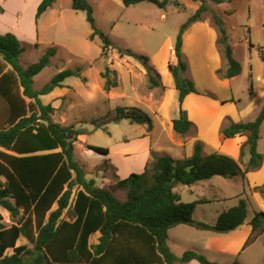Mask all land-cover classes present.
Wrapping results in <instances>:
<instances>
[{
    "label": "trees",
    "instance_id": "1",
    "mask_svg": "<svg viewBox=\"0 0 264 264\" xmlns=\"http://www.w3.org/2000/svg\"><path fill=\"white\" fill-rule=\"evenodd\" d=\"M55 1L41 0L35 19ZM70 1L73 10L85 12L91 27L89 40L99 38L101 55L115 49L119 57L140 60L149 86L162 85L160 74L148 64V56L115 46L97 26L88 0ZM141 1L162 9L171 2L177 3L176 0H121L125 6ZM195 1L199 5L180 25L173 44L174 59L168 64L178 103V115L172 120V128L179 135L187 134L193 125L182 107L184 97L197 92L194 81L187 75V62L182 53L184 32L193 22L201 20L208 10V1L222 3L225 0ZM213 20L219 29L216 42L225 59V67L218 71L227 78L236 76L241 72V63L233 55L222 18L214 13ZM28 46L13 33L0 34V97L7 106L6 123L0 127V207L9 212L12 220L10 226H5L0 212V264H174L193 259L200 264H221L191 249L177 256L168 244V230L187 224L215 233L232 231L245 221L246 199L240 198L236 205L223 210L214 224H207L194 220L192 215L199 203L208 201H184L175 188L178 184L190 185L216 175L244 177L246 172L259 168L263 155L257 151V143L264 121V103L254 119L230 121L221 129L224 138L246 135L241 147V156L248 154L244 168L227 154L217 151L203 154L199 141L188 157L172 158L151 151V160L142 172L130 173L116 181L115 188L126 193V198L120 200L111 190L87 178L77 161L74 149L81 129L53 121L54 105L43 104L39 99V95L61 87L68 76H80V68L63 69L36 90L33 77L50 63L56 47H47L38 60L25 67L20 56ZM260 55L264 61L262 48ZM7 65L10 69L6 70ZM110 72L114 73L106 66L100 73L105 80V90L118 84L115 77L111 79ZM25 98L31 100L27 102ZM107 118L92 123L100 127L127 119L130 123L145 124L148 130L152 128V118L137 106H117L114 117ZM88 148L100 155L109 153V148L104 146L88 144ZM259 189L264 194V185ZM69 209L72 215L66 218L64 212ZM250 225L251 234L243 248L264 232V212H255ZM96 232L99 236L92 244L90 237ZM21 236L32 247L16 245ZM8 248H13V253L6 254Z\"/></svg>",
    "mask_w": 264,
    "mask_h": 264
},
{
    "label": "rangeland",
    "instance_id": "2",
    "mask_svg": "<svg viewBox=\"0 0 264 264\" xmlns=\"http://www.w3.org/2000/svg\"><path fill=\"white\" fill-rule=\"evenodd\" d=\"M88 2L92 5L97 26L110 37L112 43L148 56V64L154 68L153 56L158 55V51L167 47L168 44H174L180 25L194 13L199 5V2L195 0H176L177 3L171 2L162 9L148 1H141L130 6H125L121 0H88ZM207 5L208 10L203 13L202 18L214 22V13L222 18L233 47L234 57L245 65L246 70L252 66V80L258 86L260 77L264 78V61L260 55L261 48L264 54L263 1L225 0L222 3L208 1ZM9 6L13 9L18 7L11 2ZM43 12L39 19L43 40L36 49L31 47L22 54L21 63L27 66L35 62L56 39L58 40L54 44L56 54L50 59V63L34 76L33 87L41 88L63 69L80 68V76H68L63 81L65 88L56 89L59 93L53 102L54 111L51 117L53 121L61 125H75L81 129L82 134L75 142V157L85 172L87 171V176L97 175L104 186L110 183L107 187L111 189L112 186L115 187L114 167L106 160H97L95 156L100 155L89 149L88 144L109 147L112 151V159L120 160L119 174H125L122 168H127L130 164L136 165L138 160L122 163V159L116 154L117 145L123 138H133L143 129L147 130V126L122 119L118 122L111 121L103 125L104 127L95 128L92 122L106 117L112 119L117 106H137L154 121L155 136L158 135L165 144H169L168 126L163 117L158 116L161 89L153 90L149 86L146 70L140 60L130 56L119 57L115 49L110 50L105 56L101 55L99 38L89 40L91 27L86 20L85 12L73 10L70 0H56L55 5ZM206 44L205 38L197 40L191 37L187 40L186 51L195 58L198 49L204 50ZM106 66L114 71V73L110 72L111 79L115 77L118 81L117 86L111 87L110 90L104 89L105 80L100 74ZM246 75L245 73L237 81L238 89L244 97L247 95L251 79L249 76L248 81ZM195 77L200 87L212 85L208 77L198 74ZM46 100L45 98L44 101ZM175 100L177 101V97L171 100L168 108V113L171 115L177 114ZM185 137L186 135H183L182 139ZM175 189L182 192L183 200H194L195 197L184 190V185L178 184ZM114 190L117 198H126L124 190ZM218 207H220L219 204L213 206L207 204L204 208L197 209L192 217H203L205 214L207 218H211L213 210ZM0 211L3 215L2 222L9 226L12 223L9 212L1 207ZM21 214L22 209L19 211V216ZM70 215V209L64 212V217ZM170 231L171 244L175 250L173 252L181 255L180 247L187 240L192 239V233H196L197 230L180 224L171 228ZM98 236L99 233L94 234L90 242H96ZM176 237L181 240L177 241ZM24 241L32 247L27 239ZM8 253H11L10 249L7 250ZM218 258L222 264H263L264 238L245 248L241 254L235 253ZM208 259L219 262L214 257Z\"/></svg>",
    "mask_w": 264,
    "mask_h": 264
},
{
    "label": "crops",
    "instance_id": "3",
    "mask_svg": "<svg viewBox=\"0 0 264 264\" xmlns=\"http://www.w3.org/2000/svg\"><path fill=\"white\" fill-rule=\"evenodd\" d=\"M10 2L12 4L15 3L18 6L17 9L11 8V6H9ZM40 2L41 0H0V7L3 9L0 11V34L8 32L13 33L22 43L28 44L29 46L24 52L31 47L36 49L43 40V36L41 34L42 25L39 19L44 12L40 14L37 19H35L36 10ZM55 3L56 1L53 5H55ZM218 35L219 29L217 25L212 22V20H204L203 18L193 22L183 35L182 53L187 62V75L194 81L197 89V92L187 94L182 103V107L186 110L189 120L193 123L192 128L187 134H185L186 137L184 139H182L183 135L177 134L172 128V120L178 115V103L176 105L177 114L171 115L168 113L171 100L177 97V91L174 88V81L168 68L169 62L174 59L173 44H168L167 47L158 51V55L153 56L152 62L156 71L160 74V81L162 85L153 87L152 89H161V93H159L160 109L158 116L163 117L166 125L168 126L167 131L170 138L169 144H165V142L158 135L155 136L154 121L152 120V128L150 130L147 129L144 131L143 129L133 138L125 137L120 141L119 145H117L118 152H116V154H118V156L122 159V163L130 160H138L136 165L130 164L127 168H122L125 174H119L120 160L114 161L112 159V151L109 147L108 155L105 156L98 154L100 155L99 157L95 156L97 160H106L112 167H114V177H116V179L113 184H115L118 179L124 178L130 173L142 172L146 163L151 160V151L158 154H166L172 158L188 157L193 153L194 145L198 141L202 144L203 154H209L214 151L227 154L233 159L239 161L241 167L244 168L245 163L248 161V154L241 156V147L246 141V135L237 134L230 138H224L221 134V129L230 121L246 122L255 118L264 103V78L260 77V83L257 86L252 80V66L250 67L249 72L248 69L246 70L243 63H241L242 69L238 75L230 78L222 76L218 70L225 67V59L216 42ZM191 37H195L197 40L201 38L207 39L206 48L204 50L198 49L197 56L195 58H192V56L186 51L187 40ZM57 41L58 40L54 39L50 46H55L54 44L57 43ZM36 43L37 46L35 47ZM24 52H22V54ZM7 69H10L9 65H7L6 70ZM245 73L247 74V80L249 79V76H251L250 81L248 80L249 87L247 89L246 97L241 94L237 84L238 79ZM196 74L210 78L212 85L200 87L195 77ZM64 85L65 84L62 82L61 87H55L51 92L39 95V99L43 104H53L59 93L56 89L62 87L65 88ZM155 94L156 93L154 92V96ZM45 98L47 99L46 101H44ZM25 100L28 102L31 99L25 98ZM175 102L177 101L175 100ZM0 105H2V107H0L1 127L6 123L7 117V106L1 97ZM257 151L263 155L262 164L259 168L246 172L244 177L236 175L231 178H225L216 175L190 185H184V190L194 196V200L204 199L208 201L199 203L196 206L194 213L197 209L200 207L204 208L207 204L212 206L215 204L220 205V207L213 210V214L210 216L211 218H207L204 214L203 217H194L193 219L196 221L214 224L219 214L223 210L236 205L240 198L246 199L247 214L249 213V215L246 216L245 221L241 226L226 233H215L210 230L199 229L191 226L197 231H195L196 233H192L193 238L187 240V244L185 243L182 247H180L182 249L181 253L189 249L195 250L196 252L205 255L207 258H216L217 261L222 264V261L219 260L220 258L218 257L232 255L235 253L241 254L244 252L245 248L264 238L263 232L252 244L243 248L246 239L251 234L252 228L250 221L254 216V213L258 211L264 212V194L259 189V187L264 185V121L260 128ZM85 173L86 177L93 178L97 185L111 190L113 195V189H115L114 191L121 190L115 188L114 186L110 189V187H107L108 185L110 186V183H108L107 186H104V183L99 181L97 175L90 174V176H87V171ZM1 180L4 181V178L1 177ZM211 191H213V194H211ZM179 193L183 199L182 192ZM170 229L168 230V244L171 250L175 251L171 244ZM93 235H91V237ZM179 239V237H176L177 241ZM24 240H26L25 237H19L16 245L26 244ZM9 249L11 250V253H13V248H8L7 250ZM174 264L200 263L193 259L185 263L176 261Z\"/></svg>",
    "mask_w": 264,
    "mask_h": 264
}]
</instances>
